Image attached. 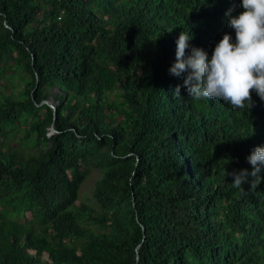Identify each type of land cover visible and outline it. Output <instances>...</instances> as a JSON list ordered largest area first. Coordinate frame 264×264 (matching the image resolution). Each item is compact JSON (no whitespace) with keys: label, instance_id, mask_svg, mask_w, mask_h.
Here are the masks:
<instances>
[{"label":"trees","instance_id":"trees-1","mask_svg":"<svg viewBox=\"0 0 264 264\" xmlns=\"http://www.w3.org/2000/svg\"><path fill=\"white\" fill-rule=\"evenodd\" d=\"M239 4L0 0V264H264V180L232 184L264 101L194 100L169 73L183 31L209 58L235 41Z\"/></svg>","mask_w":264,"mask_h":264},{"label":"clouds","instance_id":"clouds-1","mask_svg":"<svg viewBox=\"0 0 264 264\" xmlns=\"http://www.w3.org/2000/svg\"><path fill=\"white\" fill-rule=\"evenodd\" d=\"M239 7L243 10L238 13L235 8L226 12L227 26L235 30V41L226 32L209 58L203 48L189 44L192 35L183 31L176 41V60L169 73L183 76L184 86L194 100H222L233 109L248 111L255 104L253 91L264 101V0H240ZM173 95L181 96L180 85ZM247 160L251 170L232 173L233 187L241 195L254 191L264 180V146L255 147ZM245 184L250 185L247 190Z\"/></svg>","mask_w":264,"mask_h":264},{"label":"rangeland","instance_id":"rangeland-1","mask_svg":"<svg viewBox=\"0 0 264 264\" xmlns=\"http://www.w3.org/2000/svg\"><path fill=\"white\" fill-rule=\"evenodd\" d=\"M1 81H3V80H1ZM3 82H6V84L8 85L9 90L12 89L11 88V82L8 80V78H7V80H4ZM1 83L2 82H0V86H1ZM45 101L48 104H50L52 107L55 106L54 104L56 102L53 100V98L50 97V98L46 99ZM41 103H43V102H41ZM55 132H57V131L53 132V131L50 130V127H49V131L47 132V136H51ZM18 137H20V138L17 140V142H15L14 139L10 140V143L12 145H16L18 147V150H23L25 153H30V152H36L37 151L36 148L20 149L21 147H20V141L19 140L23 138V134L20 131L15 134V138L17 139ZM88 170L89 171H88V174H87L86 178L81 183V187L79 189V196L80 197L78 199H81V197H82V198L85 199L86 202L92 203L93 202V196H92L93 187H94V183L96 182V180L100 177V171H99V169L94 168V167H90V169L88 168ZM75 203L79 204V200H77ZM25 216H26V218H30L31 217V215H29V213H25ZM18 219L20 221H24L23 218H18ZM80 240L81 239H78L77 242L80 241Z\"/></svg>","mask_w":264,"mask_h":264},{"label":"water","instance_id":"water-1","mask_svg":"<svg viewBox=\"0 0 264 264\" xmlns=\"http://www.w3.org/2000/svg\"><path fill=\"white\" fill-rule=\"evenodd\" d=\"M51 98H52V97H51ZM54 107H55V106H54ZM54 107H53V109L55 110ZM50 130L53 131V132L56 131L55 128H54V126H53L52 124H51V126H50Z\"/></svg>","mask_w":264,"mask_h":264}]
</instances>
